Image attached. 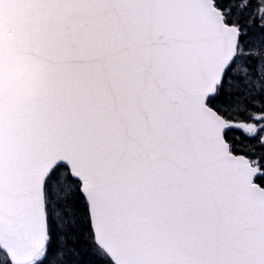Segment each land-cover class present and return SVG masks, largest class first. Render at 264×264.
Segmentation results:
<instances>
[{
	"label": "snow or ice",
	"instance_id": "obj_1",
	"mask_svg": "<svg viewBox=\"0 0 264 264\" xmlns=\"http://www.w3.org/2000/svg\"><path fill=\"white\" fill-rule=\"evenodd\" d=\"M0 264H264V0H0Z\"/></svg>",
	"mask_w": 264,
	"mask_h": 264
}]
</instances>
